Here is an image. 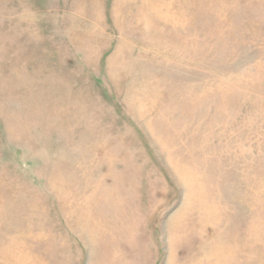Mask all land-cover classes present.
<instances>
[{
  "label": "rangeland",
  "instance_id": "rangeland-1",
  "mask_svg": "<svg viewBox=\"0 0 264 264\" xmlns=\"http://www.w3.org/2000/svg\"><path fill=\"white\" fill-rule=\"evenodd\" d=\"M0 264H264V0H0Z\"/></svg>",
  "mask_w": 264,
  "mask_h": 264
},
{
  "label": "bare ground",
  "instance_id": "bare-ground-1",
  "mask_svg": "<svg viewBox=\"0 0 264 264\" xmlns=\"http://www.w3.org/2000/svg\"><path fill=\"white\" fill-rule=\"evenodd\" d=\"M87 217V216H86Z\"/></svg>",
  "mask_w": 264,
  "mask_h": 264
}]
</instances>
